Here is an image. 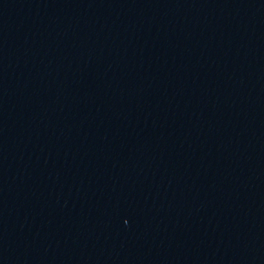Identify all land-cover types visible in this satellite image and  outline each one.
<instances>
[{
	"label": "water",
	"instance_id": "obj_1",
	"mask_svg": "<svg viewBox=\"0 0 264 264\" xmlns=\"http://www.w3.org/2000/svg\"><path fill=\"white\" fill-rule=\"evenodd\" d=\"M0 264H264V0H0Z\"/></svg>",
	"mask_w": 264,
	"mask_h": 264
}]
</instances>
